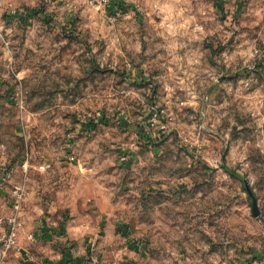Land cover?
Returning a JSON list of instances; mask_svg holds the SVG:
<instances>
[{
	"label": "rangeland",
	"instance_id": "rangeland-1",
	"mask_svg": "<svg viewBox=\"0 0 264 264\" xmlns=\"http://www.w3.org/2000/svg\"><path fill=\"white\" fill-rule=\"evenodd\" d=\"M26 255L264 264V0H0V264Z\"/></svg>",
	"mask_w": 264,
	"mask_h": 264
},
{
	"label": "built area",
	"instance_id": "built-area-1",
	"mask_svg": "<svg viewBox=\"0 0 264 264\" xmlns=\"http://www.w3.org/2000/svg\"><path fill=\"white\" fill-rule=\"evenodd\" d=\"M109 4H110V0H90V5L97 7L98 9H106L109 6ZM122 14L123 12L116 8L110 14V20H112V22L118 21L121 18ZM161 114L163 115L164 112L160 111L159 113H156L154 115L155 119H157ZM12 199H13V209L14 211H16L15 212L16 214L7 220L10 234L8 238L5 240L6 251H8L11 248L17 247V235L19 230L21 229V223L19 222L18 212L20 210L22 201L24 200V193L22 192V190L20 189L13 190ZM30 239H32V237ZM26 257L28 258V260L31 259L28 255H26ZM81 264H100V262L98 259L92 258L88 262H81Z\"/></svg>",
	"mask_w": 264,
	"mask_h": 264
},
{
	"label": "water",
	"instance_id": "water-1",
	"mask_svg": "<svg viewBox=\"0 0 264 264\" xmlns=\"http://www.w3.org/2000/svg\"><path fill=\"white\" fill-rule=\"evenodd\" d=\"M223 163H224V160H223ZM229 174L231 176L236 177L237 179H239L242 182V184L244 185L245 190H246L247 195H248L249 200H250V207H251L252 217L255 218V219H258L260 217L261 213H260V210H259L258 205H257V199L255 198L252 190L250 189L247 181L245 179H242L240 176H238L235 173L229 172Z\"/></svg>",
	"mask_w": 264,
	"mask_h": 264
},
{
	"label": "trees",
	"instance_id": "trees-1",
	"mask_svg": "<svg viewBox=\"0 0 264 264\" xmlns=\"http://www.w3.org/2000/svg\"><path fill=\"white\" fill-rule=\"evenodd\" d=\"M121 8V9H120ZM117 9H119L120 11H122V9H123V7H117ZM122 12H124V11H122ZM41 14V12L39 13V15ZM38 15V14H37ZM236 178V177H235ZM81 264V261H76V262H74V263H72V264Z\"/></svg>",
	"mask_w": 264,
	"mask_h": 264
},
{
	"label": "crops",
	"instance_id": "crops-1",
	"mask_svg": "<svg viewBox=\"0 0 264 264\" xmlns=\"http://www.w3.org/2000/svg\"><path fill=\"white\" fill-rule=\"evenodd\" d=\"M34 240V239H33ZM33 258H31L30 260H28V262L32 261V263L38 264L36 263L34 260H32Z\"/></svg>",
	"mask_w": 264,
	"mask_h": 264
}]
</instances>
